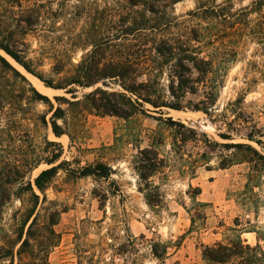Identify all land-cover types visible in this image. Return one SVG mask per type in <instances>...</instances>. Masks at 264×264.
Wrapping results in <instances>:
<instances>
[{"label": "rangeland", "instance_id": "1", "mask_svg": "<svg viewBox=\"0 0 264 264\" xmlns=\"http://www.w3.org/2000/svg\"><path fill=\"white\" fill-rule=\"evenodd\" d=\"M134 1L136 5L130 0H0V43L55 83L69 70L57 74L59 61L80 64L94 52L104 66L130 56L143 76L137 82L150 78L175 102L169 93L175 61L165 63L163 75L154 78L160 66L154 62L153 46L163 39L187 42L197 49L198 59L212 63L207 75L186 72L191 82L181 104L187 109L156 110L145 104V114L128 120L83 112L85 132L71 142L66 135L54 136L52 108L37 100L34 89L46 95L40 90L44 83L0 49L21 74L0 61V264L40 259L51 241L44 228L54 210L62 214L53 227L59 238L50 249L49 264H160L149 241H176L190 230L164 264H210L203 259V246L227 244L238 236L253 247L262 239L264 250L262 164L256 169L238 156L232 165H221L238 154L224 144H249L264 156V0ZM30 10L37 11L32 26L21 21ZM202 77L203 82L195 83ZM103 82L89 89L77 87L76 94L82 99L97 87L124 92L115 80ZM47 96L54 109L56 96L73 100L65 91ZM195 106L208 108L209 114L195 111ZM62 107L69 108L64 102ZM47 141L63 147L57 164H67L46 190L49 201L37 207L36 237L20 255L33 220L25 226L30 205L23 189L29 182L34 185L51 167L45 160L60 150ZM147 148L156 150L164 164L148 184L138 170L139 151ZM94 162L112 167L110 180L73 173ZM94 192L107 195L103 209Z\"/></svg>", "mask_w": 264, "mask_h": 264}, {"label": "trees", "instance_id": "2", "mask_svg": "<svg viewBox=\"0 0 264 264\" xmlns=\"http://www.w3.org/2000/svg\"><path fill=\"white\" fill-rule=\"evenodd\" d=\"M130 1L133 2V4L136 3L134 0ZM35 12L37 13L36 10L24 12L21 16V21L25 22L28 26H32L33 23L31 22V19L34 17ZM38 17H40L39 14ZM155 29L156 28L154 27L150 28L151 31H154ZM138 30H148V28H139ZM0 49L21 65L28 73L41 80L47 88L57 91H65V93L72 96V101L64 96L54 97L55 101L58 103V107L54 109L51 98L47 95L40 94L34 89L37 100L44 102L52 108L50 126L54 136L56 138H61L66 135L70 138L71 142L75 141V135L77 133L85 132L80 119L83 112L89 114L95 113L97 115L117 116L124 120H128L138 113L145 114V104L151 105L156 110L168 108L182 111L187 109L186 106L181 104V98L185 96L189 89L188 85L191 82V79L186 75V72L196 70L199 73L207 75L212 66L210 61L198 59L196 56L197 49L187 42L163 39L160 40L159 43H156L152 48V52L157 55V60H154V62H159L158 67L160 66V68L157 69L158 72L154 75V78H157L158 75H163L161 70L165 63L170 62L171 60L175 61V68L174 71L171 72V81L169 85V93L175 99V102H173L167 100L164 93L159 88H155L150 78L143 82H137V79L143 76L138 74L139 68L138 66H135L137 64L134 65V63L131 62L129 58L130 56L124 61L113 59L104 66H101L100 62L95 59L94 52H88L80 64H74L72 60H69L67 64L59 61L55 66L57 74L64 73L67 67H69V70L66 71V75L63 78H60L58 82L55 83L53 80H47L42 74L36 72L28 62H26L17 52L11 50L9 46L0 43ZM161 59L164 60V63L161 62ZM0 61L21 76L6 58L1 55ZM188 63L191 64V66H189ZM105 79L119 82L124 92H109L102 87H97L92 92L85 94L82 99H79L76 94L78 91L77 87L89 89L95 87L100 82L105 83L103 82ZM203 79L204 78L202 77L201 81L197 80L195 83L203 82ZM63 102L68 104V109L62 107ZM192 109L209 114L208 108L205 109L195 106ZM167 121L171 122L173 125L185 127L183 124L173 122L171 118H168ZM59 122H62V124H59ZM44 123L48 126L46 120H44ZM220 137L225 140H231V136L225 134H220ZM247 139L258 145L262 144L260 140H254L253 136H247ZM47 144L50 146H59L60 150L58 153L53 154L51 158L45 160L51 167L42 171L38 175L34 181V185L29 182L23 189L24 192L26 191V193L29 194L28 202L30 205L25 226L31 221V219L33 220L28 227L27 238L22 242L19 250L20 255L26 248L30 247L31 240L36 237L34 228L38 221V216H35L37 207L41 202L46 203L49 201L46 195V190L49 188L58 171L63 169L67 164V162H60L57 164L62 157L63 147L56 142L47 141ZM223 147L238 150V154L234 156L235 159L225 158L223 160L221 164L223 168L232 165L235 161H239L238 156H241L247 162L254 163L256 169L259 168L258 164L261 163L264 170V156L251 145L224 144ZM139 153L141 155L138 168L140 178L148 184L150 178L154 177L160 169L164 167L163 160L159 158V154L153 149H143L140 150ZM150 154L154 155V157L149 158ZM73 173L81 178H93L96 181H108L111 179L114 171L108 164L94 162L87 163L86 166L73 170ZM36 190L42 194V197L37 194ZM94 194L101 199V208L103 209L105 207L107 195L103 194V196H101L96 192H94ZM147 201L148 205L154 206V202L151 200ZM0 206H3V203H0ZM61 214L62 212L58 210H54L49 214L48 227L44 229L50 236L51 241L49 245H47L45 254L40 259L31 261L30 264H49L48 257L50 249L56 246L59 238V235L55 232L53 227L59 223ZM191 232L192 230L180 236L176 241H149V249L152 256L159 261L160 264H164L170 256V250L174 249L175 252L178 251L186 240L188 234ZM22 239L23 232L20 234V240ZM144 239L145 237L141 236V240ZM261 240L262 239H258L257 245L253 247L249 244H245L241 237L238 236L227 244L218 242L213 246H203L202 256L203 259L210 264H264V250L260 245Z\"/></svg>", "mask_w": 264, "mask_h": 264}, {"label": "bare ground", "instance_id": "3", "mask_svg": "<svg viewBox=\"0 0 264 264\" xmlns=\"http://www.w3.org/2000/svg\"><path fill=\"white\" fill-rule=\"evenodd\" d=\"M41 87H40V90H42L46 95H49V94H51V92H53V90H51V89H49V88H47V87H45V86H43V85H40ZM183 113V112H182ZM178 114V113H177ZM178 115H180V114H178ZM182 115V114H181Z\"/></svg>", "mask_w": 264, "mask_h": 264}]
</instances>
